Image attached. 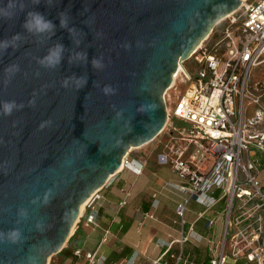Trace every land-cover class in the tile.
I'll list each match as a JSON object with an SVG mask.
<instances>
[{
  "label": "water",
  "instance_id": "1",
  "mask_svg": "<svg viewBox=\"0 0 264 264\" xmlns=\"http://www.w3.org/2000/svg\"><path fill=\"white\" fill-rule=\"evenodd\" d=\"M240 4L0 0V264H47L61 251L81 204L164 127L178 64ZM30 11L54 33L25 29Z\"/></svg>",
  "mask_w": 264,
  "mask_h": 264
},
{
  "label": "built area",
  "instance_id": "2",
  "mask_svg": "<svg viewBox=\"0 0 264 264\" xmlns=\"http://www.w3.org/2000/svg\"><path fill=\"white\" fill-rule=\"evenodd\" d=\"M188 59L197 65L196 73L188 72L182 61L183 69L173 74V81L187 82V87L171 110L166 106V123L151 141L158 150L157 162L178 175L182 182L175 187L188 194L175 208L180 242L202 238L191 224L184 232L191 198L209 202L207 208L225 199L223 239L212 251L210 264H237L240 260L241 264H264V191L258 179L264 131L253 130L264 118L260 100L264 78L252 82L253 70L264 66V0H241L235 11L216 21ZM246 103L256 105L253 119L244 120ZM121 166L135 174L142 171V164L129 158V152ZM100 190L85 200L86 225L95 223ZM215 190H219L218 197ZM124 203V199L120 201ZM213 222L210 219L207 225ZM85 257L92 262L95 254ZM104 262L102 257L100 263Z\"/></svg>",
  "mask_w": 264,
  "mask_h": 264
},
{
  "label": "crops",
  "instance_id": "3",
  "mask_svg": "<svg viewBox=\"0 0 264 264\" xmlns=\"http://www.w3.org/2000/svg\"><path fill=\"white\" fill-rule=\"evenodd\" d=\"M157 152L152 147L139 155H129L142 164L141 173L135 174L123 167L112 175L95 203V223L85 224L83 209L72 229L68 247L52 255L47 264H101L102 257L104 264H151L160 257L157 264H206V259L210 264L212 251L223 239L225 199L207 208L209 202L191 198L184 232L191 224L202 238L197 241L189 237L180 242L181 225L175 208L188 194L175 187L181 184V179L170 167L157 162ZM262 160L260 157L258 175L264 171ZM263 179L264 176L259 179L262 188ZM167 183L172 185L165 186ZM214 195L218 197L219 190ZM123 199L125 203L121 205ZM210 219L214 222L207 225ZM225 244L228 251V242ZM123 251H128L125 256H121ZM86 253L95 254L92 262L85 257ZM241 263L242 260L237 264Z\"/></svg>",
  "mask_w": 264,
  "mask_h": 264
},
{
  "label": "rangeland",
  "instance_id": "4",
  "mask_svg": "<svg viewBox=\"0 0 264 264\" xmlns=\"http://www.w3.org/2000/svg\"><path fill=\"white\" fill-rule=\"evenodd\" d=\"M180 65H181V63H180ZM183 65H185L186 70H188V72H190L192 75H195L196 70H197V65L194 64V62H192L191 59L184 60ZM263 78H264V66H260L258 68H255V70H253L252 82L253 81H257V80L261 81ZM186 87H187V82H182V81H177V80L173 81L172 80V83L166 89V94H165V104L170 110L174 107V104H175L177 98L181 94H183V92L185 91ZM260 100L262 101V103L264 105V94L262 95ZM255 109H256V105L255 104H247L246 103L245 104L244 120L253 119L255 117ZM177 124H179V122H177ZM253 130L254 131H264V118L259 124H257L256 126L253 127ZM152 147H153L154 151H156L154 146H153V142L145 143L142 146L137 147V148H130L131 150L129 151V155H131V154L139 155V154L143 153V151H148V150L152 149ZM263 176H264V171H260V173L258 175V179H262ZM262 183H264V179L262 180ZM262 189L264 191V187ZM50 258H51V256L48 258V261L50 260ZM48 261H47V263H48Z\"/></svg>",
  "mask_w": 264,
  "mask_h": 264
},
{
  "label": "clouds",
  "instance_id": "5",
  "mask_svg": "<svg viewBox=\"0 0 264 264\" xmlns=\"http://www.w3.org/2000/svg\"><path fill=\"white\" fill-rule=\"evenodd\" d=\"M37 2H38V0H37ZM21 10H23V6L21 7ZM60 15H64V14L61 13ZM9 18H11V17H9ZM66 26H67L66 20H62L61 21V27H66ZM23 27L25 29H27L28 31H32L34 28L36 32H43L45 30H48V31H51L54 33V30H55V25L52 23L51 20H48L44 16V14H42L40 12H32V11H30L26 14ZM56 47L58 49H60V48H62V45H56ZM79 55H82L85 59L87 58V53H82ZM47 59H48L49 63L46 66L55 67L59 64V58L58 57L56 59H52V57H48ZM41 63L43 64L44 62L41 61ZM98 65H99V61L94 59L92 61V66L97 67ZM15 107H17V105L15 104L14 101L5 102L3 104V113L5 115H11L13 108H15Z\"/></svg>",
  "mask_w": 264,
  "mask_h": 264
},
{
  "label": "trees",
  "instance_id": "6",
  "mask_svg": "<svg viewBox=\"0 0 264 264\" xmlns=\"http://www.w3.org/2000/svg\"><path fill=\"white\" fill-rule=\"evenodd\" d=\"M262 162H264V161L262 160ZM71 238H72V236L68 239V241H67V245H66L65 247H63V248L61 249L60 252H63V251L66 250V248L68 247V243L70 242ZM127 252H128V251H125V252L123 251V252L121 253V256H125V255L127 254ZM205 261H206V264H209L208 259H206Z\"/></svg>",
  "mask_w": 264,
  "mask_h": 264
},
{
  "label": "bare ground",
  "instance_id": "7",
  "mask_svg": "<svg viewBox=\"0 0 264 264\" xmlns=\"http://www.w3.org/2000/svg\"><path fill=\"white\" fill-rule=\"evenodd\" d=\"M179 69H183V68L181 67L180 64H178L177 71H178ZM139 147H140V146H139ZM121 167H122V166H120L119 169H121ZM84 203H85V202H84ZM84 203L81 204V206H80V209H79V215L82 213V210H83V207H84Z\"/></svg>",
  "mask_w": 264,
  "mask_h": 264
}]
</instances>
